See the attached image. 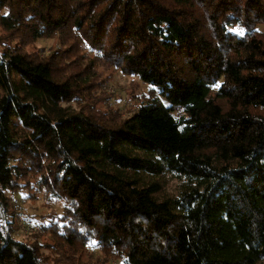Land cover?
Instances as JSON below:
<instances>
[{
    "label": "trees",
    "instance_id": "obj_1",
    "mask_svg": "<svg viewBox=\"0 0 264 264\" xmlns=\"http://www.w3.org/2000/svg\"><path fill=\"white\" fill-rule=\"evenodd\" d=\"M0 12V264L264 262V0ZM42 38L50 53L26 48ZM117 71L147 87L129 115L95 94ZM24 188L62 208L44 239L12 236L8 194Z\"/></svg>",
    "mask_w": 264,
    "mask_h": 264
},
{
    "label": "rangeland",
    "instance_id": "obj_2",
    "mask_svg": "<svg viewBox=\"0 0 264 264\" xmlns=\"http://www.w3.org/2000/svg\"><path fill=\"white\" fill-rule=\"evenodd\" d=\"M56 45V41L53 38H42L38 39L37 42L31 43L26 48L28 50L40 48L43 54H47ZM111 74L104 73L100 75L99 80L95 82L98 84L95 87V94L106 96L111 108L119 109L123 115H129L135 110V106L138 105L136 96L139 97L141 93L147 92V87L140 82H138V85L133 84L135 78L122 72L117 71ZM61 106L69 111L79 108L76 101L63 102ZM179 185L180 182L177 179H170L165 190L169 194L176 195ZM28 193L27 188H24L8 194L10 196L9 208L13 211V214L7 215L6 218L14 227L12 236L16 241H32L34 238L44 239L45 236L41 234L40 224L44 223L45 220H49L52 215L58 216L62 212L60 203L49 202L41 195L31 199ZM89 248L95 257H101L102 253L98 248L93 246ZM108 261V264H123L117 259H109ZM260 264H264V262L262 261Z\"/></svg>",
    "mask_w": 264,
    "mask_h": 264
},
{
    "label": "snow or ice",
    "instance_id": "obj_3",
    "mask_svg": "<svg viewBox=\"0 0 264 264\" xmlns=\"http://www.w3.org/2000/svg\"><path fill=\"white\" fill-rule=\"evenodd\" d=\"M218 86V85H217Z\"/></svg>",
    "mask_w": 264,
    "mask_h": 264
}]
</instances>
